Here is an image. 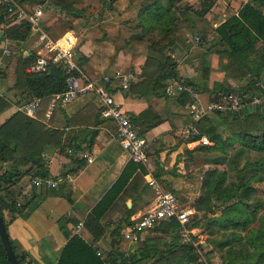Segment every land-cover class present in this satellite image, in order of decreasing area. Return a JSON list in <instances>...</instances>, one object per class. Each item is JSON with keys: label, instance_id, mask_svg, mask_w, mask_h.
Listing matches in <instances>:
<instances>
[{"label": "crops", "instance_id": "0c3cea01", "mask_svg": "<svg viewBox=\"0 0 264 264\" xmlns=\"http://www.w3.org/2000/svg\"><path fill=\"white\" fill-rule=\"evenodd\" d=\"M154 1L118 0L111 9L101 8L100 2L94 6L101 8V14H96L95 22L85 27L79 24L78 30L76 23L85 21V14L79 19L73 18L77 20L74 23L75 29L65 30L60 28V11L43 7V23L51 36L59 37L79 31L78 36L75 34L78 37L77 60L87 78L84 81L106 87L129 113L138 132L148 142V164H137L139 169L103 221L95 218L92 212L131 162L129 153L117 138L116 124L100 117V97L91 91L58 107L50 120L46 116L43 119L28 116L22 108L32 99L27 97V89L15 87V71L21 53L28 57L31 54L38 55L36 38L30 36L26 40H17L5 36L3 30L0 31V127L19 112L37 122L38 125L33 127L39 131L38 143L24 144L26 140L23 139L29 134L33 135L32 131L30 133L33 129L17 123L11 125L16 130L20 128L22 138L19 143L14 136L9 140L16 145L15 155L18 158L27 157L29 152H40L48 164L45 170L48 176L44 181L51 180L58 184L57 188H52L44 182L41 187H37L34 181L40 179L39 169L30 162L20 166L23 175L11 187V192L16 196L21 194L29 204L15 219L6 218L9 222L7 232L18 253L26 254L25 257L35 264H57L64 246L71 237L77 235L79 223H83L79 235L100 256L113 254L118 258L112 249L115 231L120 230V234L125 236L124 232L128 231L133 221L156 205L157 193L148 184L147 174L175 193L180 204L192 210L193 215H200L193 206L202 194L206 173L217 169L219 172L226 171L233 179L234 158L245 160V156L255 152L243 147L240 141L234 145V131L230 128L226 114L215 112L196 120L191 115V97L190 102L181 105L178 101L180 93L171 88L170 84L167 88L168 96H159L153 92L150 80L143 76L149 41H138V30L142 33L139 25L140 10ZM159 1L165 5L169 0ZM204 1H174L180 8L176 10V35L186 45H177L170 52L177 62L178 79L195 88L203 105L215 102L214 95L220 93L223 86L239 88V84L229 74V57L210 53L209 49L215 40L214 30L225 20L237 15L248 0H207L206 6L203 5ZM209 5L211 7L205 10L204 7ZM187 6L190 9H186ZM67 19L70 20V17ZM6 49L14 57L10 65L7 61L10 56L4 55ZM126 73H133L135 78L130 82L129 90H124L117 78ZM106 77L111 78L110 83L104 81ZM84 81L79 83L81 87ZM260 85L264 89V72ZM254 110L253 105H247L241 106L237 112L243 117ZM201 118H206L214 126L219 141H212L206 133L197 131L196 124ZM97 122L99 126H96ZM256 129L259 133L264 131V123L257 125ZM95 131L97 136L94 145L85 151L92 155L93 161L89 163L84 159L87 163L84 169L77 174L73 173L70 180L64 178V172L76 168L78 164L74 162L73 153H69V150H73L72 144L86 146L85 141ZM197 136L200 139L194 141L193 138ZM202 138L210 143L202 144ZM11 166L4 163L3 169H10ZM68 196H71L73 203L68 201ZM198 230L195 229L194 234ZM157 238L156 233L147 231L138 243L127 239L128 246L119 252L127 256L143 253L149 258L141 264H153L155 260L151 256L156 253L154 245ZM115 264H119V260Z\"/></svg>", "mask_w": 264, "mask_h": 264}, {"label": "trees", "instance_id": "16d2710c", "mask_svg": "<svg viewBox=\"0 0 264 264\" xmlns=\"http://www.w3.org/2000/svg\"><path fill=\"white\" fill-rule=\"evenodd\" d=\"M18 1L31 9L42 5L47 8H55L70 18L79 19L83 17V11L78 8L81 0ZM116 1L118 0L108 1L109 3L105 7L113 8ZM174 1L169 0L168 3L163 5L162 2L156 0L153 4L144 6L139 12V25L142 27L143 34L138 41L144 39L149 41V53L143 76L150 80L153 92L159 96H168L167 88L170 80L178 79L176 73L177 62L170 55V52L177 45H186L176 35L178 28L176 10H180V8ZM33 2H36L37 5H31ZM48 2H51V4H48ZM205 2L207 0L204 1V6L207 4ZM210 7L209 5L204 7V9L208 10ZM186 9H190V7L187 6ZM1 30L4 31L5 36L9 35L17 40H26L33 36L31 26L27 21H18L15 18H10L0 8ZM155 32L160 38H156V36L147 37L148 34H155ZM214 32L215 40L210 46L209 52L229 57V74L239 84L238 89L223 86L220 93L215 94L214 98L218 101L224 94L234 93L240 97L243 106L254 103L256 97L261 99V103H256L255 110L244 114L243 117H240L237 111H229L226 115L230 128L234 131V145L240 141L245 148L264 152V131L259 133L256 129L257 125L261 126L264 123V89L260 85L261 75L264 72V0H248L237 15L222 22ZM37 58V54H31L28 57L21 53V58L18 59L15 71V87L27 89L29 91L27 95L29 99H41L35 117L43 119L50 107L53 95L66 91L68 75L64 67L57 64H50L43 73H28L27 69ZM178 96V101L181 105L185 106L190 102L191 96L189 93L182 92ZM12 123H17L20 126L25 124L28 126L26 128L33 129L30 130L33 135L29 134L23 139L24 141L26 140L24 144L31 145L38 143L37 141L39 140V131L33 127L38 125L36 124L37 122L35 123L32 118L23 116L20 112L0 127V191L4 193V195L2 193L0 196L4 197L3 200L6 202L5 207L0 205V215L7 230L9 222L6 218L15 219L29 204V201H24L21 194L16 196L11 192V187L23 175L20 171V166L31 162L38 167L41 180L47 179L48 176L45 173L48 164L40 152H29L28 156L24 158L16 157V145L9 138L14 136L17 143H19L22 135L19 132L20 128L16 130L11 125ZM96 126H99L98 122ZM196 129L200 133H206L212 141H219L216 129L206 118L200 119L196 124ZM96 136L97 131L93 132L92 136L85 141L86 146L72 144V157L74 162H78V164L76 168L65 171L63 174L64 178L68 174H77L85 168L87 163L79 154L92 148ZM198 139H200V136L193 138L194 141ZM4 163L12 164L11 168L4 170L3 166L1 167ZM249 165L257 170L253 179L264 182V178L260 176L256 178L259 174L258 171L264 168V160ZM246 166L241 172L247 170ZM139 167L132 161L125 167L117 182L94 208L92 213L95 218L103 221L116 205L118 198L124 192ZM249 189V183L246 184L243 180L234 181V178H230L226 171L209 170L203 178L202 194L193 206L196 212L201 213V216L193 215L187 224L189 230L205 227L212 235L219 232L223 233L220 240L217 241L216 239L217 242L215 241V244L219 249L225 250V253L232 256V259L225 264H264V224L261 223V218L257 216L260 205L243 200L232 203L234 199L240 197L243 190L247 192ZM67 199L70 203H73L71 196H68ZM156 228L167 234L175 231L177 238L181 237L179 224L175 220L164 221L150 231ZM195 239V237H192L193 241ZM179 241L175 249L167 252L162 250L158 252V246L155 244L154 247L157 250L151 256L155 260L153 264L199 263V255L194 246L184 243L182 237ZM10 242L20 263L35 264L33 260H28L25 257L26 254L20 255L18 253L11 238ZM128 243L129 240L120 234V230H116L112 249L114 253L118 254V258L113 254L103 257L99 256L97 250L80 235H74L64 246L57 264H115L118 260L119 264H141L142 261H146L149 258L148 255L143 253H134L127 256L125 253L119 252L120 249L125 250ZM0 264H12L7 257L1 237Z\"/></svg>", "mask_w": 264, "mask_h": 264}, {"label": "built area", "instance_id": "2783aa9c", "mask_svg": "<svg viewBox=\"0 0 264 264\" xmlns=\"http://www.w3.org/2000/svg\"><path fill=\"white\" fill-rule=\"evenodd\" d=\"M110 1V0H108ZM0 8L10 18H15L18 21L25 20L31 26V32L35 39V47L38 49L37 60L27 69L28 73H43L50 64H57L64 67L67 77V89L65 92L55 94L52 97L50 107L46 113V119L50 120L54 111L58 107L65 106L69 102L76 99L80 94L88 91L95 92L101 100L100 117L104 120H112L117 126V138L121 146L126 150L132 162L140 166H146L149 162L148 142L141 135L133 123L132 117L124 110L123 106L116 101L115 96L104 86H98L92 82H85L86 76L82 66L78 63V37L68 32L61 35L59 38L51 36L44 28L43 6L29 8L21 4L18 0H0ZM199 41V38H196ZM5 56H10V50L4 51ZM118 80L121 82L124 90H129L130 82L134 78L133 73L119 75ZM85 82L81 87L80 82ZM106 83L111 82L110 77L104 78ZM170 87L174 88L177 93L187 92L190 94L191 115L194 119H199L201 116H206L210 113L220 112L226 114L229 111H237L241 108L242 100L237 94H224L218 101L210 102L203 105L199 93L195 88L184 80L171 79ZM41 103L40 98L29 100L22 110L30 117H34ZM254 103H261L259 97L255 98ZM202 144L208 145L210 142L206 138L201 139ZM69 153H73L69 150ZM46 155H49L46 153ZM80 157L92 162L93 157L88 152H81ZM73 174H68L66 179H72ZM148 184L157 193L156 205L135 219L125 233L127 239L133 243L140 242L141 236L164 221L175 220L179 224V233L186 244H192L199 255V262L206 263L204 250L206 244L192 240L194 230H189L187 224L193 216V211L183 207L178 197L172 191L166 189L160 184L151 174L146 175ZM44 182L49 187L57 188V182L51 180L36 179L34 181L37 187H41ZM83 223L77 226L76 234L79 235ZM100 256V253L98 252Z\"/></svg>", "mask_w": 264, "mask_h": 264}, {"label": "rangeland", "instance_id": "374dc122", "mask_svg": "<svg viewBox=\"0 0 264 264\" xmlns=\"http://www.w3.org/2000/svg\"><path fill=\"white\" fill-rule=\"evenodd\" d=\"M101 2V8H104L106 4H108V0H81V2L78 4V8L83 11V14H85L86 20L80 21V23H76V30L79 29V24H83L84 27L87 25H90L91 23L95 22V16L97 13L101 14V8L99 7H94L95 4H100ZM31 5H37L36 2H33ZM44 8L47 9V7L44 6ZM106 8V7H105ZM62 17H60V28L62 29H69L73 28L75 29V21L73 18H70L68 20L67 16L64 13H60ZM79 22V21H78ZM86 22V23H85ZM64 30V31H65ZM79 31H76L75 34L77 35ZM138 36H141L143 33H141V30H138ZM55 36V35H54ZM78 36V35H77ZM150 36H156V38H160L159 36L155 34H148L147 37L150 38ZM135 37L134 39H136ZM162 40V39H161ZM8 65H10L14 61V57L10 56L7 57ZM1 72V71H0ZM27 101V100H26ZM250 105H253L255 107L256 103H252ZM257 151L253 152L251 156H245L244 158L241 159V161L235 160L234 158V181L238 180L245 182L246 184L249 183L250 189L246 192V190H243V193L240 195V197L234 199L232 203H235L237 201H249L250 203L258 204L260 205V210L258 212V218H261L260 221L261 223L264 224V182H261L260 180L253 179L255 178L254 175L256 174L257 170L254 167H251L249 164L251 163H257L260 162V160H264V154H259L256 153ZM264 153V152H262ZM249 167H247V166ZM3 165H1L2 167ZM246 166V171L241 172V170ZM258 178L259 176L264 178V168H261L258 171ZM245 189V188H244ZM3 192L0 191V195ZM4 195V193L2 194ZM4 198V197H3ZM3 198L0 196V205L2 207H5L6 202L3 200ZM201 216V213L200 215ZM199 219V218H198ZM258 226V225H257ZM161 228V227H158ZM157 229V228H156ZM151 231V233H156L157 242L156 246H158V252L164 251L167 252L171 249H175L181 240V237L177 238V233L175 231L170 232V236L165 233L164 231H161L160 229ZM199 232L196 233L195 235H192V237H195L196 242H201L203 240V243L206 244L204 254L206 258V263H196V264H225L227 261H230L232 259V256H229L227 253H225V250H221L217 247L215 244L218 240L221 239V236L223 233H216L212 235L209 231H207L204 228H201L198 230ZM183 239V238H182ZM217 239V241H216ZM216 241V242H215Z\"/></svg>", "mask_w": 264, "mask_h": 264}, {"label": "water", "instance_id": "95a60500", "mask_svg": "<svg viewBox=\"0 0 264 264\" xmlns=\"http://www.w3.org/2000/svg\"><path fill=\"white\" fill-rule=\"evenodd\" d=\"M48 4H51V2H48ZM0 237H1L4 249L6 251L7 257L10 260V262L12 264H22V263H20V261L18 260L16 254L14 252V249H13V246L10 242V238H9L4 220H3L1 215H0Z\"/></svg>", "mask_w": 264, "mask_h": 264}]
</instances>
